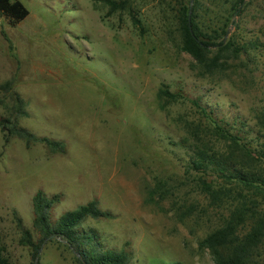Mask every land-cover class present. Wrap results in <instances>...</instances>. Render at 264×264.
<instances>
[{"label":"rangeland","instance_id":"obj_1","mask_svg":"<svg viewBox=\"0 0 264 264\" xmlns=\"http://www.w3.org/2000/svg\"><path fill=\"white\" fill-rule=\"evenodd\" d=\"M16 1L28 14L14 27L0 19V84L11 80L26 105L18 125L62 143L64 153L50 155L41 144L25 149L15 138L4 146L0 133V245L10 263L32 264L18 244L16 219L35 240L31 200L41 191L60 195L54 219L95 200L111 218L81 228L93 230L103 249L128 248V264H212L197 248L205 230L191 219L178 221L171 201L147 199V190L158 180L183 182L188 156L177 147L183 134L173 120L201 124L191 101L234 129L257 128L264 0H245L252 3L225 29L224 40L234 35L246 51L237 60L212 52L207 59L217 58L215 68L205 69L179 49L161 0H130L141 30L127 12L107 14L98 0ZM161 85L181 97L166 113L156 106ZM37 261L76 264L53 242L41 246Z\"/></svg>","mask_w":264,"mask_h":264},{"label":"trees","instance_id":"obj_2","mask_svg":"<svg viewBox=\"0 0 264 264\" xmlns=\"http://www.w3.org/2000/svg\"><path fill=\"white\" fill-rule=\"evenodd\" d=\"M98 1L106 7L107 14L127 12L133 26L141 30L140 22L131 11L130 0ZM251 3L192 0L189 7V0H161L159 5L162 4L166 11V15L162 14L164 22L178 34L179 49L205 69L215 68L217 58L207 59L212 52L216 57L231 54L237 60V56L246 51V44H238L234 35L226 40L224 35L231 17L240 16ZM27 14L18 1L0 0V19L9 26L14 27ZM180 98L179 94L161 85L155 95L157 109L166 113V109ZM191 105L201 116V124L193 126L180 117L173 120L183 134L177 147L188 156L183 182L173 186L172 181L158 180L147 190V199L166 197L178 221L191 219L194 225L203 228L204 236L197 242V248L207 251L212 264H264V109L254 115L257 128L242 131L214 118L196 101H191ZM25 106L12 90L11 80L0 84L3 145L15 138L23 142L25 149L41 144L50 155L63 154L62 143L37 138L18 125L19 119L27 116ZM191 196H195L192 201ZM59 201L60 195L46 197L41 191L32 197L35 240L16 219L20 232L18 244L29 250L32 264H38L40 248L49 242L69 252L76 264L129 263L131 252L128 248L103 249L93 230L81 228L88 220L111 218L108 212L98 208L95 200L54 219L50 212ZM0 264H11L3 245H0Z\"/></svg>","mask_w":264,"mask_h":264}]
</instances>
